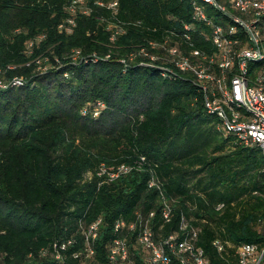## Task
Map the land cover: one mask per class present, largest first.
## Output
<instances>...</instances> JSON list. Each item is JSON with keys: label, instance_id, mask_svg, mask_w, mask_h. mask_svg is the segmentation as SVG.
Masks as SVG:
<instances>
[{"label": "trees", "instance_id": "obj_1", "mask_svg": "<svg viewBox=\"0 0 264 264\" xmlns=\"http://www.w3.org/2000/svg\"><path fill=\"white\" fill-rule=\"evenodd\" d=\"M93 1L66 34L57 27L68 0H0V79L24 80L0 90V264H57L39 251L98 217L102 256L114 221L159 211L161 193L174 207L169 229L181 212L192 216L212 264L224 263L216 239L263 243L260 148L219 129L181 73L164 78L138 59L119 61L149 40H178L169 31L192 22V0H100L116 1V14ZM74 49L87 58L73 61ZM141 156V169L101 183V164ZM152 176L160 189L149 187Z\"/></svg>", "mask_w": 264, "mask_h": 264}, {"label": "built area", "instance_id": "obj_2", "mask_svg": "<svg viewBox=\"0 0 264 264\" xmlns=\"http://www.w3.org/2000/svg\"><path fill=\"white\" fill-rule=\"evenodd\" d=\"M86 2L68 0L69 15L58 25L59 31L73 32L76 16L91 11ZM93 4L117 12L116 1L96 0ZM191 7L192 22L185 23L179 33L169 31L178 40L172 43L170 36L163 41L149 40L119 61L126 65L138 59L141 66L158 69L164 78L181 73L196 87L206 112L219 120V129L231 134L238 144L259 147L264 155V0H192ZM118 32L123 31L116 29L110 40ZM32 44L28 45L29 52ZM88 57L104 60L110 58V53ZM71 58L79 61L87 57L74 49ZM35 63L39 70L46 69L40 58ZM23 83L22 77L0 80V90ZM145 161L141 156L135 163L112 168L101 164L97 175L103 178L101 183L114 181L133 169H141ZM148 185L160 189L154 176ZM161 201L159 211L137 209L130 218L118 217L102 256L97 245L103 230L101 217L89 224L79 221L78 235L53 241L39 255L57 264H212L199 244L202 230L195 219L181 212L175 227L169 229L174 207L162 193ZM222 207L221 203L216 209ZM212 245L224 259L223 264H264V242L234 246L216 239ZM226 250L232 254L224 258Z\"/></svg>", "mask_w": 264, "mask_h": 264}, {"label": "rangeland", "instance_id": "obj_3", "mask_svg": "<svg viewBox=\"0 0 264 264\" xmlns=\"http://www.w3.org/2000/svg\"><path fill=\"white\" fill-rule=\"evenodd\" d=\"M44 67H45V66H44ZM40 71H41V72H44V70H41V69H40ZM0 80H1V79H0ZM111 168H112V167H111ZM89 175H90V174H89Z\"/></svg>", "mask_w": 264, "mask_h": 264}]
</instances>
